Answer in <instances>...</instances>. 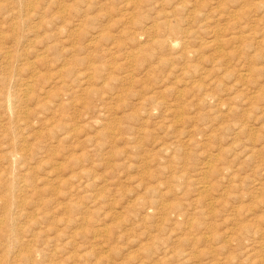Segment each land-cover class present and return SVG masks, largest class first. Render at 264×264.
<instances>
[{
	"label": "rangeland",
	"instance_id": "374dc122",
	"mask_svg": "<svg viewBox=\"0 0 264 264\" xmlns=\"http://www.w3.org/2000/svg\"><path fill=\"white\" fill-rule=\"evenodd\" d=\"M1 217L0 264H264V0H0Z\"/></svg>",
	"mask_w": 264,
	"mask_h": 264
},
{
	"label": "bare ground",
	"instance_id": "6f19581e",
	"mask_svg": "<svg viewBox=\"0 0 264 264\" xmlns=\"http://www.w3.org/2000/svg\"><path fill=\"white\" fill-rule=\"evenodd\" d=\"M164 20H165V18H164ZM167 23V22H166ZM5 38V37H4ZM5 40V39H4ZM174 42V41H173ZM172 42H170L169 43V45L171 44ZM175 43V42H174ZM218 43V42H217ZM175 44H177V43H175ZM175 44H174V46H175ZM218 45V44H217ZM186 47V46H185ZM182 48H183V46H182ZM187 53H188V51H187V48H183V49H181V54L182 55H187ZM6 55V54H5ZM7 56V55H6ZM7 57H10V54L7 56ZM89 78V77H88ZM87 79V78H86ZM88 80V79H87ZM5 82V81H4ZM5 87V86H4ZM28 92V88H26V93ZM6 101L5 102H10L11 101V99H10V97L9 96H7L6 97ZM3 101V100H2ZM4 102V103H5ZM7 106H8V103L6 104ZM209 171V170H208ZM10 188V187H9ZM13 189V188H12ZM14 190V189H13ZM18 192V191H17ZM4 203V202H3ZM6 204V203H5ZM3 208H4V206H3ZM11 208V207H10ZM17 208V207H16ZM21 208H22V206H21ZM11 210V209H10ZM24 210V209H23ZM7 212H9V211H7ZM19 213H20V211H18ZM23 212V211H22ZM3 215V214H2ZM16 216V215H15ZM23 216V215H22ZM13 217V216H12ZM2 218V217H1ZM4 218H5V216H4ZM27 218V220H28V216L26 217ZM25 219V218H24ZM0 221H3V218L2 219H0ZM7 220L6 219H4V222H6ZM9 223V222H8ZM11 223V222H10ZM14 226V225H13ZM15 228V227H14ZM25 228V227H24ZM21 229V228H20ZM14 230V229H13ZM22 230V229H21ZM16 232H17V230H16ZM4 236V235H3ZM5 237V236H4ZM4 240V239H3ZM7 241V240H6ZM14 241V240H13ZM18 241V240H17ZM3 242V241H2ZM32 242V241H31ZM47 242V241H46ZM15 243V242H14ZM17 243V242H16ZM20 243V242H19ZM22 243V242H21ZM49 244V243H48ZM51 244V243H50ZM17 245V244H16ZM15 245V246H16ZM6 246V245H5ZM4 246V247H5ZM8 246V245H7ZM21 247V246H20ZM22 248V247H21ZM6 250V249H5ZM10 251V250H9ZM17 252V251H16ZM19 252V251H18ZM39 251H37V250H29V251H27V253H26V255H25V257L24 256H22L21 258H23V260L26 262L29 258H31L32 257V255L34 254H36L37 255V253H38ZM20 253V252H19ZM40 253V252H39ZM15 254H17V253H15ZM23 255V254H22ZM20 256V255H19ZM17 257H18V255H17ZM35 257V256H34ZM47 257V256H46ZM49 257V256H48ZM47 257V258H48ZM15 258V257H14ZM36 258V257H35ZM42 258V257H41ZM18 260V259H17ZM22 260V261H23ZM32 260V259H31ZM10 261V260H9ZM15 261V260H14ZM48 261V260H47ZM19 262V261H18ZM17 262V263H18ZM43 262V261H42ZM7 263V262H6ZM30 264V263H29Z\"/></svg>",
	"mask_w": 264,
	"mask_h": 264
}]
</instances>
